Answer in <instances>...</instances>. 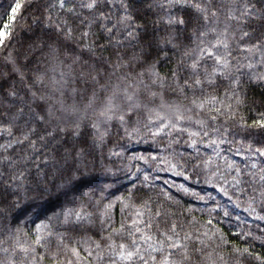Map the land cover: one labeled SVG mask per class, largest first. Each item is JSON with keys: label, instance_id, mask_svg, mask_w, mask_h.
<instances>
[{"label": "snow or ice", "instance_id": "1", "mask_svg": "<svg viewBox=\"0 0 264 264\" xmlns=\"http://www.w3.org/2000/svg\"><path fill=\"white\" fill-rule=\"evenodd\" d=\"M10 12L0 264H264V0H13ZM97 166L121 173L123 192H81ZM51 189L65 196L51 215L14 214Z\"/></svg>", "mask_w": 264, "mask_h": 264}, {"label": "trees", "instance_id": "2", "mask_svg": "<svg viewBox=\"0 0 264 264\" xmlns=\"http://www.w3.org/2000/svg\"><path fill=\"white\" fill-rule=\"evenodd\" d=\"M12 4L13 0H0V32L9 31L15 27L19 14L16 16L12 15L10 12ZM261 92H264V89L256 91L255 96L257 100L260 99ZM129 147L133 152L149 150L148 145L146 144L129 145ZM164 178L167 179L168 177L165 175ZM175 179H177V182L180 181V178ZM126 185L127 180L124 179L121 173L115 172V169H113V172H109L107 169L97 166L95 169L90 170L84 177H82L77 186L81 192H86L89 189L99 190L104 187H109L112 191L119 189L120 192H123ZM208 190L211 191V188ZM72 194L73 193H69V195ZM213 194L215 195V193ZM64 200L65 196L63 192L55 189L45 191L42 194L38 192L30 193V198L22 200L19 206L14 210V214L19 215L21 220L27 217H32L33 219L36 217L44 218L46 215H51L53 210H58ZM229 209L234 215H240L242 219H249L248 214L243 209V206L234 207L229 205ZM249 224L252 227H255L251 220H249ZM257 248H259L258 243Z\"/></svg>", "mask_w": 264, "mask_h": 264}]
</instances>
